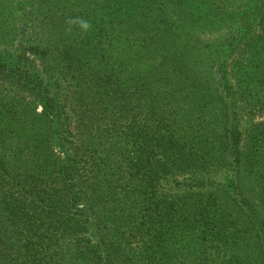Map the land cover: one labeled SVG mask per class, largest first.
<instances>
[{
	"label": "trees",
	"instance_id": "trees-1",
	"mask_svg": "<svg viewBox=\"0 0 264 264\" xmlns=\"http://www.w3.org/2000/svg\"><path fill=\"white\" fill-rule=\"evenodd\" d=\"M49 1L81 8L59 47ZM227 6L0 0V68L43 108L0 103L16 155L0 156V264H175L188 232L214 249L206 264H264V0ZM57 69L87 84L85 146L67 144ZM247 105L261 119L245 133Z\"/></svg>",
	"mask_w": 264,
	"mask_h": 264
},
{
	"label": "rangeland",
	"instance_id": "rangeland-1",
	"mask_svg": "<svg viewBox=\"0 0 264 264\" xmlns=\"http://www.w3.org/2000/svg\"><path fill=\"white\" fill-rule=\"evenodd\" d=\"M11 1V0H10ZM241 0H227L228 6L226 11L233 12L236 9L237 4ZM47 15L49 21V29L52 37L54 47L62 46L63 43H60L61 37L66 29L68 16L71 11H81V8L74 6L72 10L69 8L56 10L52 1L47 3ZM14 13L8 14L7 18L12 17ZM195 31H199V26L195 28ZM63 39L65 37H62ZM0 68V103L6 100L13 101L16 104V107L29 110L30 107L37 106V111H42V105L38 99L35 98L33 94L29 91H26L20 87V83L15 79L17 72H10L6 70H1ZM51 83L52 87L58 92L63 104L65 111V118L70 117L75 124L72 125L71 132L67 133V144L69 147L72 145L80 144L81 146L86 145V136L77 129L76 126V108L78 103L83 95L86 94L87 84L80 80L74 71L62 72L60 69L54 70L51 73ZM250 105L247 107L240 108L241 116V128L246 133V130L251 126V124L259 121L261 116L257 112L258 108L253 109ZM254 111V112H253ZM10 144L8 142L0 141V156H5L6 159L14 161L16 158L15 153H11L9 150ZM53 151L57 157H62L63 153L61 149L57 146H53ZM264 206L262 205L261 208ZM102 228H106V225L109 224L107 220H103ZM183 229V226H180ZM179 231V233H186L185 229ZM106 230V229H105ZM107 231V230H106ZM188 239L181 238V243L177 244L170 252V258L172 263L175 264H206V257L210 252H213L214 249L205 242L203 244H198L196 240L197 234L193 232L186 234ZM113 237V236H112ZM184 237V236H183ZM180 239V238H177Z\"/></svg>",
	"mask_w": 264,
	"mask_h": 264
}]
</instances>
